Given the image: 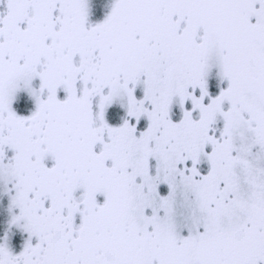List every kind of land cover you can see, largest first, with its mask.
<instances>
[{
    "label": "snow or ice",
    "instance_id": "snow-or-ice-1",
    "mask_svg": "<svg viewBox=\"0 0 264 264\" xmlns=\"http://www.w3.org/2000/svg\"><path fill=\"white\" fill-rule=\"evenodd\" d=\"M0 264H264V0H0Z\"/></svg>",
    "mask_w": 264,
    "mask_h": 264
}]
</instances>
